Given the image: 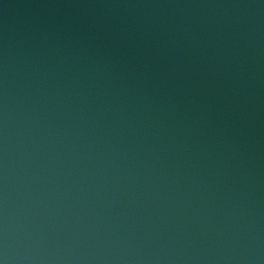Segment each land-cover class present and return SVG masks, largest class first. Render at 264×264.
<instances>
[{
	"label": "water",
	"instance_id": "water-1",
	"mask_svg": "<svg viewBox=\"0 0 264 264\" xmlns=\"http://www.w3.org/2000/svg\"><path fill=\"white\" fill-rule=\"evenodd\" d=\"M0 264H264V0H0Z\"/></svg>",
	"mask_w": 264,
	"mask_h": 264
}]
</instances>
